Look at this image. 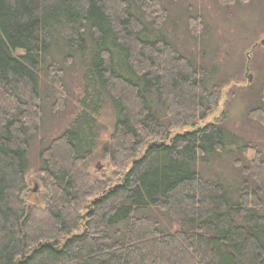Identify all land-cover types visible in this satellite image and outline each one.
Wrapping results in <instances>:
<instances>
[{
	"label": "trees",
	"instance_id": "1",
	"mask_svg": "<svg viewBox=\"0 0 264 264\" xmlns=\"http://www.w3.org/2000/svg\"><path fill=\"white\" fill-rule=\"evenodd\" d=\"M166 14L160 0H0V264H264V160H246L251 147L220 125H196L217 86L164 32ZM58 51L83 67L84 96L41 142L37 207L22 195L40 75L61 88ZM106 103L113 171L92 182ZM223 155L239 170L230 185L205 174Z\"/></svg>",
	"mask_w": 264,
	"mask_h": 264
},
{
	"label": "rangeland",
	"instance_id": "2",
	"mask_svg": "<svg viewBox=\"0 0 264 264\" xmlns=\"http://www.w3.org/2000/svg\"><path fill=\"white\" fill-rule=\"evenodd\" d=\"M160 1L167 13L164 32L179 52L185 53L196 65L206 70L210 84L217 86L215 107L196 125H220L251 147L246 160L256 155L264 160V114L255 111L261 105L264 86V0H233L232 3L225 0ZM191 18L197 26L195 34L190 31ZM52 57L56 64L62 66L59 78L61 88L43 74L40 75L41 125L30 144L26 188L22 195L25 202L37 207L42 205L46 193L36 174L38 151L42 143L50 142L72 122L80 111L79 101L84 96L81 64L74 60L72 64L62 65L60 51L54 52ZM54 89L62 96L61 106H55L59 100L53 94ZM113 122L112 110L106 103L97 118L98 145L87 171L92 182L102 179V176L109 177L113 171L101 152L112 132ZM186 129L190 127L173 128L171 133ZM144 149H141L140 155ZM234 158L221 156L208 167L206 177L225 185L232 184L239 171ZM35 185L37 190L33 193L34 202H31L29 197Z\"/></svg>",
	"mask_w": 264,
	"mask_h": 264
},
{
	"label": "water",
	"instance_id": "3",
	"mask_svg": "<svg viewBox=\"0 0 264 264\" xmlns=\"http://www.w3.org/2000/svg\"><path fill=\"white\" fill-rule=\"evenodd\" d=\"M37 190V185H35L34 187H33V189H32V193H31V195H30V197H29V201H31V202H34V199H33V193L35 192Z\"/></svg>",
	"mask_w": 264,
	"mask_h": 264
}]
</instances>
